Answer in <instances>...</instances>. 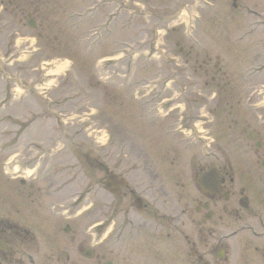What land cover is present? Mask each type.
<instances>
[{
	"label": "rangeland",
	"instance_id": "obj_1",
	"mask_svg": "<svg viewBox=\"0 0 264 264\" xmlns=\"http://www.w3.org/2000/svg\"><path fill=\"white\" fill-rule=\"evenodd\" d=\"M157 1L159 9L155 8L153 10L154 12L158 10L160 18L171 12H178L177 10L181 7H185L191 17L199 15L198 26L195 24V27L191 26V29H196V31L193 30V33L196 34V40L200 45L190 43L182 36V33L180 35L178 32L172 33L170 30L166 31L165 35L160 33L158 43H155L154 47L151 48L154 51L153 56L146 57L148 55L144 51L131 59L132 76L157 80L175 76L180 82L181 80H187L192 88H196L190 89L191 94H187V96H191L199 103L202 100L195 97L194 91H198L200 87H203L205 81L209 82V76L213 73L212 65L215 63V56L218 55L219 66L221 71H227L226 79L229 83L222 90L216 89L215 85L210 83L205 90L209 94L216 91L217 98H223L225 101L232 103L233 109L231 108V113L227 114L228 106L222 105L221 114L218 117L217 114L212 117L209 112L207 113L210 123L202 124L199 121L194 123H196L197 129L205 128L207 130L211 127V123L215 122L217 128L213 127L215 131L212 135L216 137L213 139L220 141L223 164H229L233 168V191L235 196L240 188H244L245 194L248 196L250 204H252L249 209H264V200L259 184L253 183L252 177L255 178V174L249 168L244 167L248 161L255 167V161L262 157V149L257 152L258 154L254 153L253 141L241 132L243 127L242 115L264 112V87H261V84L264 83V70H262L264 66V0H242L250 6L252 11L249 14L245 13L242 7L236 8L235 12H231V6L229 8L225 0H206L214 5L203 7L201 5H203L204 0H147L148 4L153 6L157 4ZM228 1L230 2V0ZM0 2L3 3L4 8L7 7V10H10L11 7L15 9L14 17L10 16L9 12L0 11V41L2 42L0 51L5 53L7 50L5 55L1 54L0 72L5 73L7 79L15 80L8 89L7 112L14 117L25 116L29 130H26L24 134L30 137L25 136L24 143L29 140L34 142L32 145L17 143L18 130L15 129L16 126H11L8 116L0 113L1 206L5 204L4 207H6L7 203L5 201L9 192V184L6 181L9 176L6 173L7 160L14 152L26 158L39 154L43 150L55 151L56 156L52 158H48L47 153L44 154L45 161L43 162H47L45 174L51 172L52 176L68 179L71 184L67 185L64 181L63 192L71 191L72 187L69 186L72 185L82 193L88 190L93 193L94 200L91 211L82 212L77 222L78 231L83 236H86L84 230L91 222L102 220L104 213L103 197L104 194H107L102 183L108 170L125 176L128 186L129 184L137 186L140 194H142L141 191L150 186L156 187V189L146 191L145 197L142 195V198L145 201H155L157 199V203H161L163 206L170 199L162 195L161 184L156 185L155 183L165 182L170 197L182 192L178 185L172 184L171 176H174V179H178V181L179 176L182 177V181L185 178L186 184H190L192 189V183L188 179V162L183 157L184 155L188 156V153L179 154L181 156L178 162L169 164L174 151L179 150L175 146V142L180 143L182 141L179 137L174 138L166 134L167 129H171L172 125L177 122L180 111H183L182 115H186V119L191 115H187L190 105L186 106L185 110L177 109V113L171 114L172 119L169 116V118L157 121L154 116L152 117L154 110L147 112L148 107L153 109L155 100L151 96L154 94L155 88L148 90L144 82L139 81L142 84L141 86L146 87L145 89L149 91V94L141 100L129 99L132 103L129 106L120 104L119 99L120 97L130 96L129 90L133 86L132 84L126 85L127 92L122 88L120 94L114 95L113 89L118 88L115 85H118L116 83L119 82L118 77L120 74L114 73L112 77L115 81L112 82L109 81V77L113 70V72L120 73L122 71L121 65L124 62H110L105 66H101L106 70V75H109L101 84L106 82V84L114 86L108 90L100 87L92 88L95 82L93 80L94 68L92 61L88 67L89 73H85L84 69L80 68V64L76 62L75 66L71 68L72 70L67 71L73 64L72 59L57 57L48 59V56L54 54L69 56L72 53L75 57V49L71 45V39L74 38L77 41V36H84L88 31L85 26L92 25L90 24L91 20L85 18L83 22L79 23L78 29L75 26L77 18L73 13L83 11L87 5L97 3L96 0H0ZM108 10V6H100L94 12V21L91 23L101 22ZM258 10L260 13L256 14L255 12ZM28 15L36 20L34 27H29L26 24ZM136 20L139 23L143 22L141 17L136 18ZM179 21H183L182 16L179 17ZM130 24H133L132 21ZM192 24L194 26V23ZM159 26L164 27V22L159 21ZM119 27L120 25H117L113 29V37L128 39L126 40L128 42L136 38V26L134 24L133 28L127 32L122 31ZM176 27L181 31L183 25L180 23ZM27 33L34 36L39 35V38L32 37ZM239 35L242 40L238 39ZM107 36H102L106 38L107 43L105 45L103 43L104 39H101L99 44L93 46L94 49L98 50L97 55L113 52V55L109 54L110 58H121L123 53L120 51L122 49L115 48L114 38ZM177 39L181 40L178 47L183 46L184 52L189 44H192V49L187 56H182L178 48L175 47L174 40ZM116 42H120V40ZM37 43L46 45L44 52L47 57L40 54L41 49ZM138 47L146 49L147 46L140 43ZM156 47L164 49L165 54L169 56H175L174 63L177 66L170 64L169 61L162 62L155 51ZM125 51L128 52L127 49ZM256 53L257 58L254 60L253 56ZM97 55L94 57H97ZM208 55L212 57L203 66L208 68V73L203 72V67L195 69L194 66ZM184 58H187V65H184ZM247 65L252 67L254 73L252 78L246 82L241 76H244L242 69H245ZM170 67H172L171 73L168 72ZM62 75V82L68 88L64 96L55 100L57 102L56 107H59V104L61 106L57 109L65 111L66 114L70 112L75 114L73 118H64L59 122L60 124H57L50 122L51 116L43 107L31 103L28 88L34 87L43 92L42 90H47V88L54 87L55 84L59 83ZM160 86L161 84H159ZM56 88L58 87L56 86ZM187 88H189V84ZM4 91V85L0 82V99L3 98ZM115 91L118 92V90ZM46 92L48 93V91ZM166 92V94H169L171 90H166ZM51 93V97L59 95V92L55 90ZM110 96L120 97L111 98ZM247 98H249V101H255V103L253 105L246 104L248 102ZM223 99L222 102H224ZM191 100L193 101V99ZM209 102H207V108L213 106L215 101ZM28 105L29 108H27ZM137 112L139 114L135 116ZM235 119L238 121H235ZM124 124H128L126 130L123 128ZM99 128L105 129L107 133L110 132L105 139L107 140L106 144L95 142L92 137ZM53 129L56 131V133L54 132L55 136L48 139V136L53 134ZM50 132L52 134L47 136ZM212 135L206 134L208 138ZM258 138L261 141L264 140L263 134L261 133ZM16 143L21 146L17 147ZM48 143L53 146L47 145ZM67 145L69 148H67ZM28 147H31V149ZM68 151L77 152L76 156L74 157ZM65 156L67 158H64ZM72 165L74 167L71 169ZM105 165H107V168ZM154 176L157 177L151 179ZM127 191L123 188L118 197H110L112 201L109 216V237L98 244L100 252L109 248L106 257L114 264H139L138 260L141 254L140 249L135 246V242L139 237V230L136 231V234L132 232L131 238L129 236L124 239L121 238L124 229L121 216L126 209L132 210L131 204L133 203L130 202L128 205L129 195L122 196ZM179 204L184 205V202ZM158 207L152 209H158ZM188 223L190 226L194 225L193 222L188 221ZM190 228L192 229V227ZM127 230L128 232L132 231L131 228H127ZM79 240L81 241V239ZM87 242L88 240L82 243V246L88 248L89 244ZM54 245V242L48 240L44 244L45 251L52 256L56 253ZM73 256L79 261H86L79 250L73 251Z\"/></svg>",
	"mask_w": 264,
	"mask_h": 264
},
{
	"label": "flooded vegetation",
	"instance_id": "obj_2",
	"mask_svg": "<svg viewBox=\"0 0 264 264\" xmlns=\"http://www.w3.org/2000/svg\"><path fill=\"white\" fill-rule=\"evenodd\" d=\"M239 2L242 4L240 0H232L231 4L237 7ZM140 14L146 18L151 12ZM211 78H214L213 75ZM216 86L221 87L219 82ZM189 104V109L194 111L207 109L204 102L197 104L190 101ZM216 105L208 110L212 112ZM163 107L172 108L168 103ZM195 115L191 114L192 117ZM242 116L241 132L253 141L254 153L258 154L262 148V157L255 161L256 166L248 161L244 167L255 174L253 183L259 184L264 200V140L258 138L261 133L264 137V113ZM213 138L212 143L209 141L203 146L199 143L190 148L175 145L179 150L174 151L169 164L177 163L181 156L179 154L188 153L183 157L188 162V179L192 189L185 178L182 181L179 176L178 181L171 176L172 184L178 185L182 192L170 197L165 182L155 183L161 184L162 195L170 199L166 205L157 203V199L145 201L142 198L146 191L156 187L150 186L141 191L142 194L137 186L127 184L121 188L128 190L122 194L129 195L128 205L133 202L132 210L126 209L121 216L124 225L121 238H131V233L136 234L139 230L135 242L141 253L139 264H264V209H249L252 204L244 188H240L235 196L233 168L223 164L220 141ZM53 156H56L55 153L48 155L49 158ZM20 158L10 161L7 203L6 207L5 204L0 205V264H106L110 261L106 257L109 248L100 252L98 244L109 237L112 194H104L102 223L91 222L86 228H92V231L84 230L86 236L80 235L77 226L79 215L76 213L89 203L93 206V193L89 190L82 193L72 185L69 186L72 187L71 191L63 192V182L67 185L71 183L68 179L52 176L51 172L46 175L47 162H43L44 157L33 163L29 157L20 155ZM32 169H36L35 173L28 175ZM209 169H213L214 186L203 192L195 179ZM121 190L113 196L118 197ZM135 197L141 198L138 207L134 205ZM242 198L246 200L245 208L240 206ZM181 202L184 205L179 204ZM156 206L160 208L152 209ZM87 211H91V208ZM188 221L194 225L190 226ZM127 228L132 231L128 232ZM47 240L55 243L56 253L53 256L45 251ZM87 240L89 247L85 248L82 243ZM75 250H79L86 261L76 259L73 256Z\"/></svg>",
	"mask_w": 264,
	"mask_h": 264
},
{
	"label": "clouds",
	"instance_id": "obj_3",
	"mask_svg": "<svg viewBox=\"0 0 264 264\" xmlns=\"http://www.w3.org/2000/svg\"><path fill=\"white\" fill-rule=\"evenodd\" d=\"M104 143L106 144V143H107V140H105ZM17 170H18V168H17ZM35 171H36V169H32V170H30V171L28 172V175H33V174L35 173ZM91 207H92V204L89 203V204L86 205L84 208H82L79 212H77L76 215H80L83 211H87V209H88V208H91ZM64 214L67 215L66 212H65ZM101 223H102V221H101ZM92 227H95V225H93ZM88 231L91 232V231H92V228H89Z\"/></svg>",
	"mask_w": 264,
	"mask_h": 264
},
{
	"label": "water",
	"instance_id": "obj_4",
	"mask_svg": "<svg viewBox=\"0 0 264 264\" xmlns=\"http://www.w3.org/2000/svg\"><path fill=\"white\" fill-rule=\"evenodd\" d=\"M110 180H113V183H121L120 180H116L114 175L109 176Z\"/></svg>",
	"mask_w": 264,
	"mask_h": 264
}]
</instances>
